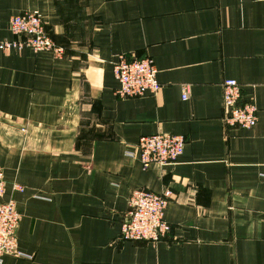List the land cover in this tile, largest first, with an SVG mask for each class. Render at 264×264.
<instances>
[{
  "label": "crops",
  "instance_id": "1",
  "mask_svg": "<svg viewBox=\"0 0 264 264\" xmlns=\"http://www.w3.org/2000/svg\"><path fill=\"white\" fill-rule=\"evenodd\" d=\"M26 12L63 56L0 50V202L30 258L3 264H264V0H0V40ZM120 54L154 61L155 95H115ZM226 79L253 128L224 125ZM157 133L183 153L143 169L128 154ZM136 189L173 194L157 243L120 240Z\"/></svg>",
  "mask_w": 264,
  "mask_h": 264
},
{
  "label": "built area",
  "instance_id": "2",
  "mask_svg": "<svg viewBox=\"0 0 264 264\" xmlns=\"http://www.w3.org/2000/svg\"><path fill=\"white\" fill-rule=\"evenodd\" d=\"M9 31L13 39L0 40L1 51H22L34 53L50 52L56 58L63 56V49L46 34L42 17L36 12H26L10 18ZM112 75L118 83L115 95L120 99L138 98L145 94L155 95L160 90L157 70L150 57L133 58L117 55L111 62ZM188 87H183L182 100L187 99ZM223 123L226 127L249 130L256 125L257 108L253 101L240 102V86L234 79L221 84ZM185 139L182 136L157 133L141 137L135 145V152L143 167L172 165L182 155ZM4 176L0 167V198L4 194ZM21 191L19 186L14 187ZM173 197L170 190L156 194L145 189L132 191L128 199V210L121 222L120 240L124 242L145 241L157 243L165 238L170 225L164 219V210ZM20 214L13 200L0 202V264L3 257L16 255L26 257L17 250V228Z\"/></svg>",
  "mask_w": 264,
  "mask_h": 264
}]
</instances>
